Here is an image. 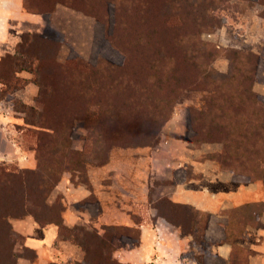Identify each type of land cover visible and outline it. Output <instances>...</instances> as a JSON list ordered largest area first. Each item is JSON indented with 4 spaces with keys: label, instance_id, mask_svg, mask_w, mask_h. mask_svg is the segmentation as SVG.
<instances>
[{
    "label": "rangeland",
    "instance_id": "obj_1",
    "mask_svg": "<svg viewBox=\"0 0 264 264\" xmlns=\"http://www.w3.org/2000/svg\"><path fill=\"white\" fill-rule=\"evenodd\" d=\"M30 1L40 8L53 7V10L45 15L48 21L46 30L32 38L33 42L25 49V54L17 51V48L13 53H7L17 52L20 62L29 58L27 53L35 55L37 61L33 69H19L21 64L15 65L7 54L3 56L1 72L4 81H0V165L12 174L22 175L30 171L32 176L35 171L34 181L37 186L32 182L31 187L36 189L34 195L39 199V205L36 206L41 208V213L59 215L63 211L64 224L60 234L68 235V230L73 227L65 219L68 211L72 217L71 222H74L72 219L77 215L79 219L74 222L75 225L90 231L114 233L116 228H120L124 240H114L116 249L110 258L106 256L102 259L96 250V264H113V261L125 263L115 256V252L120 247L137 242L139 229L110 224L109 221L115 220V210L131 213L139 221L141 213L150 206L141 201L148 182L151 184L149 193L155 198L153 193L168 191L177 180L198 178L205 182L212 178L211 185L221 187L215 180L221 181L222 177L216 175H226L230 171L234 173L235 182H259L264 189V0ZM58 6H65L67 10L56 14L57 18L52 22L50 19ZM205 12L213 15L214 25L210 30L202 32L201 40L215 52L211 65L216 82L206 85L202 82L200 86L206 89L211 87L215 91L211 93L212 90H201L196 85L184 88L177 95L176 92L181 89H178V81L172 75H177V63L185 59L180 57L176 63L172 60L169 67L170 58L167 54L159 56L154 52L150 55L152 46L155 47L154 51L165 53L163 43L169 36L162 33L153 38L150 35L151 28L166 19L171 31H176L178 26L191 27L195 15ZM236 51L240 52V57L235 58ZM124 54L128 55L126 63L122 59ZM122 63V67H119ZM254 66L255 73H250H254L255 79L251 90L261 98L260 101L252 98L247 100V92L238 90V87L246 83L242 79L244 73ZM95 68L98 79L104 80L100 86L93 85L98 92L95 94L98 106L101 105L105 111L115 113L118 117L114 120L118 124L112 125L111 120L102 121V124L105 123L101 125V145L93 144L88 127L89 110L95 113V106H91L88 111L85 108V104L92 103V93L89 92L92 90L90 73ZM118 70L129 81L134 77L130 86L118 89L117 83L111 82ZM243 70L246 71L243 73ZM81 72H87L83 78L80 77ZM114 78L116 82L118 77ZM39 82L41 88L49 84L54 88L65 87L64 91L68 92L75 87L81 89L80 92L82 88L88 91L74 102L65 95V102L58 110L62 118L73 120L74 112L83 117L74 120L71 139L67 141L62 139V134L67 137L68 130L58 123L61 130L56 136L59 138L56 142L61 147L58 146L59 153L55 157L48 154L46 145L39 155L36 151L40 134L32 124L36 119L34 110L45 112L54 119V112L49 105L46 104V111L38 100L40 96H44L46 102L50 99V94L41 93ZM89 83L91 87H88ZM172 106L170 118L160 121L164 111ZM111 116L113 118L115 115ZM123 129L127 130L128 147L117 144L118 130ZM134 141H148L152 146H133L131 144ZM96 154L105 157V163ZM78 158L85 159L87 171L63 172L60 181L52 189L38 186V174L43 172L41 170L48 167L63 169L71 165L70 161ZM229 158L231 161H228ZM230 162L236 166L235 171L225 166ZM100 166L105 168L101 169ZM246 167L251 168V175L244 172ZM61 182L65 185L60 187ZM83 188L93 192L100 189L105 191L101 202L107 209V221L98 218L101 205L96 194L84 200L69 195L71 191L79 192ZM167 200L166 197L159 198L154 203L155 208L160 207V212L170 213ZM43 202L49 207L43 206ZM89 209L93 217L87 223L89 214L84 210ZM232 211H223L231 217L233 214L237 217L227 231L231 236L241 237L245 221L257 224L250 215L256 211L262 213L264 201L235 209L234 213ZM206 214L210 219L203 232L208 247L204 246L206 248L203 251V247L196 246L191 239V250L185 252L184 257L194 259L197 264H227L226 260L210 250L212 242L219 243L225 237L227 225L220 217ZM26 216L9 219L13 226L15 219ZM196 216L203 217L198 213ZM248 238L253 240V237ZM18 245L20 264H29L30 260L36 264L52 260L49 253H44L42 261L40 257L36 258L32 249ZM250 253L239 246L230 262L247 264Z\"/></svg>",
    "mask_w": 264,
    "mask_h": 264
},
{
    "label": "trees",
    "instance_id": "obj_2",
    "mask_svg": "<svg viewBox=\"0 0 264 264\" xmlns=\"http://www.w3.org/2000/svg\"><path fill=\"white\" fill-rule=\"evenodd\" d=\"M264 4V1H262ZM25 8L28 11L32 12H40L44 15H49L51 11L53 10V7L50 9H43L36 5V3H33L30 0H25L24 2ZM35 4V5H34ZM187 14L189 13L188 10H186ZM213 15H210L209 13H203V14H197L195 15L193 22L194 25L191 27H180L178 26L176 31L170 30V25L168 22V19L161 22L160 24H154L151 28L150 35L153 36V38L158 37V35H161L162 33H166L169 36L166 38V42L164 44V51L165 53H158L155 50V47L150 48V55L152 53L157 52L155 54L161 55V54H167L170 58L169 67L171 65V61L173 60L175 63L180 59V57L184 58L185 60H182V63H177V67L175 69V74L172 75V77L175 76L176 81H178L177 86L180 90L179 92H176L177 95L185 88H192L197 85L198 89L201 90H212L211 93L215 90L210 87V89H206L200 86L202 82L205 83H215L214 80L215 74L214 69L212 68V61L214 60L215 52L213 49H210V45L206 42L201 40V34L202 32L206 30H210L212 26L214 25V22L212 21ZM137 28V27H136ZM39 33H25L21 41L17 45V51H19L22 54H25L28 45H30L33 41L32 38H36L39 36ZM149 49L146 51L148 52ZM17 53V52H16ZM15 54H7L6 56L9 59L13 60V63L15 65L21 64L22 66L19 67V69H26L30 68L33 69L36 64L34 62L37 61V58L35 55L27 53V57L22 62H20V56ZM118 53H120L118 51ZM123 53H127V51H124ZM144 53V52H143ZM141 53V54H143ZM240 52H235V58L240 57ZM123 56V63H126L127 54H124ZM252 55V54H250ZM250 57V56H249ZM4 61V57L2 58L1 64H0V81L3 82V76L1 72V67ZM31 62V63H30ZM188 62V63H187ZM123 63L119 66L122 67ZM29 64V65H28ZM34 64V66H33ZM28 65V66H27ZM26 66V67H25ZM97 67V66H95ZM244 69V68H242ZM105 70V67L103 68V71ZM256 70V66L253 68H250L247 73H244L246 70H243L244 77L242 78L243 81H246L245 84H243L241 87H238V90H243L247 92L246 99L250 100H257L260 101V97L256 94H254L251 90V86L254 82V73ZM253 75H250V73ZM97 68L93 69L91 74V82H92V90H89L90 93H92V103L85 104L86 111L89 110L91 106H95V113L89 110V125L90 128V135L94 141V145H101L102 143V136H103V129H102V121L103 120H111L112 125L118 124L115 123L114 120L118 119L115 113L105 111L104 107L101 105L98 106V102L95 99V94L98 92L95 91V88H93V85L96 84L97 86H100L103 83V79H98V76H96ZM87 73V72H86ZM84 72L80 73V77H84ZM133 73V72H132ZM131 73V74H132ZM118 77V80L115 82L114 77ZM115 76L112 77V83H117L118 89H121V87H128L131 82H133L134 77L131 78V81L127 78L122 77V73L120 70L115 74ZM82 78L79 79V81L82 80ZM194 79V80H193ZM193 82L191 83V81ZM168 82V80H167ZM181 82V83H180ZM40 83V82H39ZM40 83V89L41 93L43 94H50V99L46 102V99L44 96H40L38 100L42 104V107H44L47 111L46 104L49 105V108L54 112V119L45 112L40 111L39 113L34 110V115H36L35 121L32 122V124L37 127L39 130L38 133V145H37V153H39L44 150V147L46 145L49 153H51L52 157H55L56 154L59 153L58 143L56 142L57 135H59V130L61 128L58 126L59 124H63L65 126V129L68 130L67 137H65L62 134V139H65V141L70 140V133H72L73 130V122L75 119H81L80 117H83V115L76 114L74 112V118L72 119H63L61 114L58 112L59 108L63 105L65 102V95L68 96V98L74 102L75 100H79L82 98V93H87V89L82 88V92H80L81 89L78 87L73 88L71 92L64 91L65 87L58 86L57 88H54L55 86L50 87V85L43 86L41 88ZM206 85V84H205ZM170 86V85H169ZM208 86V85H207ZM88 87H91L90 83ZM184 89V90H185ZM85 91V92H84ZM67 92V93H65ZM173 92V91H172ZM85 99V98H84ZM99 99V95H98ZM87 100V99H86ZM97 106V107H96ZM82 110V107L80 108ZM118 113H120L119 110H117ZM173 112V106L171 109H167V111H164L162 115V119L160 121H166L170 118L171 114ZM111 115H115L113 118ZM94 116V117H93ZM91 121V122H90ZM114 121V122H112ZM123 127V126H122ZM127 130H118V136L116 137L117 144H119L122 147H128L126 143L127 141ZM101 141V142H99ZM106 141V140H105ZM49 142V144H47ZM106 144V142H105ZM104 144V145H105ZM131 145L133 146H140V147H147L152 146V144L148 141H134ZM61 147V146H59ZM103 149L104 146H102ZM45 152V151H44ZM55 155V156H54ZM96 156H98L96 154ZM102 156V155H101ZM101 156L97 157L100 161L105 163L104 158H101ZM39 161L40 158L38 157ZM228 161H231L229 158ZM235 161V159H234ZM71 165L66 166L63 169L48 167L45 170H41L40 174H38V186H41L43 188L52 189L54 186L58 184L60 181L63 172L65 171H87V167L85 164V159L78 158L74 161H70ZM101 164V163H100ZM243 165V164H242ZM225 166L228 169L236 170V166H234V163L230 162L229 164H225ZM247 175H251V168H244L243 169ZM28 174H22L18 175V173H10V171L6 170V167L0 165V264H19L18 260L20 258V254L17 253V247L18 244H21V246H24V237L21 233L16 231L14 227L12 226L10 219L13 218H19L24 217L26 215H32L34 219L39 222L42 225L48 224V223H56L59 228H62L64 224V220L62 217V212L58 214H52L51 212L41 213L39 206L37 208L36 205H39L38 197H36L34 194H36V189L34 187H31V183L35 186H37V182L34 181V178L36 177L35 171L32 172V176L30 175L31 172L28 171ZM30 175V178L28 176ZM46 196V195H45ZM46 208L49 207L45 202L41 203ZM166 204L170 208V211L174 215L170 216V213L166 212H160V207H157L159 210V213L165 216L168 220L171 222H174L177 224L182 231L185 234L191 235L193 243L196 246H202L203 248L201 250L204 251L206 247H208V243L206 241V235L205 232H203L204 229H206V225L209 223L210 216L206 213H203L194 207L186 204H178L174 203L172 201L167 200ZM250 205V204H248ZM257 212V211H256ZM201 214L203 217L198 218L196 215ZM170 214V215H169ZM233 222V221H232ZM118 227V226H117ZM230 227V226H229ZM127 229L126 227H124ZM225 233L226 237L231 238V235H229V232L227 231L228 226L225 227ZM231 228V227H230ZM123 229V228H122ZM68 235H62L61 237L64 239L72 240L76 244L80 245L82 249L84 250V259L82 261L78 260H70L67 263L63 264H96L94 262V259L97 258L95 251L98 250L100 257L102 259H105L107 256L110 258V254L115 251L116 245L114 244V240H124L123 233L120 231V228H116V230L111 233H103L100 234L99 231L93 230L90 231L89 229L85 227H79L77 225L73 226L68 230ZM139 236V233H138ZM234 237H236L234 235ZM240 237V236H239ZM136 242H133L135 244ZM215 242H212V244ZM206 246V247H204ZM27 248V247H25ZM31 250V249H30ZM249 255V254H248ZM233 256V255H232ZM197 259V258H196ZM233 260V257H232ZM113 264H118V262L113 261ZM34 264V263H33ZM50 264H60L52 262ZM125 264V263H124ZM128 264V263H126ZM231 264H235L234 261L231 262Z\"/></svg>",
    "mask_w": 264,
    "mask_h": 264
},
{
    "label": "crops",
    "instance_id": "obj_3",
    "mask_svg": "<svg viewBox=\"0 0 264 264\" xmlns=\"http://www.w3.org/2000/svg\"><path fill=\"white\" fill-rule=\"evenodd\" d=\"M24 2L25 0H0V64L4 55L14 52L25 33H42L48 26L46 16L40 12L28 11ZM66 10L65 6L56 7L50 20L54 22L57 18L56 14ZM99 168L102 169L105 166ZM209 175L211 176V174ZM233 175L234 173L230 171L226 175L223 173L216 175L222 177L221 181L215 180L221 187L212 186V178L205 182L198 178L177 180L168 191L163 190L159 194L153 193L155 198H152V194L149 193L151 184L148 182L141 201L144 205L150 206L141 213V219L136 221L131 213L115 210V220L109 221L110 224L139 229L137 242L131 246L128 244L118 248L115 256L129 264H197L194 259L184 257V253L191 250L189 248L192 246V236L185 234L177 224L160 214L154 203L159 198L166 197L174 203L190 205L201 212L220 217L225 221V225L231 227L237 217L235 214L231 217L223 213L224 210H233L232 213H234L235 209L264 201V189L259 182L250 180L235 182ZM62 184L65 185L64 182H61L60 187ZM101 190L93 192L88 188H83L79 191L80 194L74 190L69 195L84 200L96 194L99 206L101 205L100 209L98 208V218H105L107 221V209L101 202L105 191ZM84 211L88 212L87 223H90L93 213L90 209ZM170 214V216L174 215L171 211ZM26 217L15 219L13 227L23 235L24 246L32 249L36 258L40 257L43 261L44 253H49L50 259L52 258L50 261L60 264L70 260L82 261L84 259L83 249L72 240L61 237L60 228L56 223L42 225L32 216ZM70 218L72 217L68 211L65 219L67 224L72 227L75 225L74 222L78 221L79 216L74 215L72 219L74 222H71ZM250 218L257 221V224L245 221L241 237L231 236L229 239L225 235L219 243L210 245L211 252L213 251L229 263L236 248L241 246L251 252L247 264H264V211L262 213L255 212L254 215H250ZM248 237H253V240ZM50 261L38 264H49ZM33 263L36 264L32 260L29 261V264Z\"/></svg>",
    "mask_w": 264,
    "mask_h": 264
}]
</instances>
